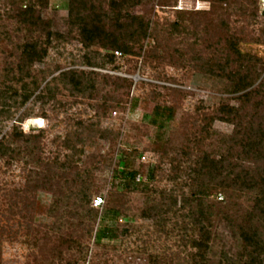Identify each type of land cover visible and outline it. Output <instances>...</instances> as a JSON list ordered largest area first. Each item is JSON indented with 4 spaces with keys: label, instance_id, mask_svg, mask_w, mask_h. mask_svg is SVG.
Listing matches in <instances>:
<instances>
[{
    "label": "rangeland",
    "instance_id": "374dc122",
    "mask_svg": "<svg viewBox=\"0 0 264 264\" xmlns=\"http://www.w3.org/2000/svg\"><path fill=\"white\" fill-rule=\"evenodd\" d=\"M30 1L36 14L49 22L50 29L69 35L70 41L53 40L47 55L35 59L20 75L15 66L16 56L19 45L30 34L15 19L7 18L9 4L0 1V86L4 82L21 92L24 83L31 90L23 105L12 108L11 118L0 115V137L9 135L16 126V131L32 139L30 144L23 137L8 141L15 153L0 156V264H151V255L161 256L163 264H192L195 248L190 239L196 238L197 232L186 216L192 207L183 208L182 198L190 194L193 184L186 175L177 180L179 187L170 179L171 164L166 159L160 161L155 151L160 144L156 135L162 137L163 143L167 142L164 145L170 146L168 156L173 157L178 156L177 149L185 144L191 132L200 136L198 128L206 127L208 134L201 132L205 136L202 151L218 158L226 152L233 124L217 117L206 126L201 117L211 115L222 103L239 105L244 91L232 92L226 79L209 76L188 62L183 66L169 60L150 64L144 61L143 53L124 56L114 52L113 63L105 62L103 67L87 65L84 55L89 50L77 40L76 29L70 31L65 1ZM162 1L150 0L130 12L149 14L160 24L187 12L201 27L209 25L210 41L217 36L232 35L238 49L252 56L249 63L256 65L259 76L250 89L257 88L264 76V0H167L164 5ZM31 37L45 44L44 32L33 31ZM184 37L187 36H177L171 48H181ZM200 38L189 35L185 41L193 43L195 49H203ZM144 45L149 47L152 40L146 39ZM90 49L101 51L98 46ZM71 69L96 74L93 96L89 97L88 92L76 95L63 84L60 74ZM6 75L22 79L8 81ZM117 77L130 81L129 89H113L110 82ZM47 85L54 90V98L50 97ZM263 93L264 90L252 97L247 112H251L254 101L262 99ZM78 122L84 126L94 124L93 131L85 130L83 143L78 145L80 152L67 159L65 156L71 151L60 142L75 131ZM103 131H107V138L101 137ZM127 155V168L138 170L142 176L149 177L154 168V177L146 178V186L127 190L114 178L119 169H127L119 162ZM66 160L70 166L60 168L58 162ZM87 172L91 175L88 186L96 215L84 216L82 225L72 232L80 220L77 214L83 211L76 207L80 203L81 182L75 185L71 181L75 178L79 181ZM77 173L81 175L79 178L75 177ZM147 189L156 190L147 196ZM160 190L176 199L174 207L166 213L162 231L157 230L155 220L141 217L151 198L153 202L159 201ZM95 196L103 197V205H93ZM114 201L122 204L121 214L107 223L114 236L97 238L95 233L103 226L101 214ZM253 202L252 193L227 189L205 201L211 215L208 226L211 239L206 255L214 264L226 263L224 255L235 258L240 251L241 239L228 223L248 224ZM183 223L186 230L181 229ZM251 223L259 228L264 239V220ZM70 232L81 242L80 251L61 243L62 236ZM58 250L62 251L61 258Z\"/></svg>",
    "mask_w": 264,
    "mask_h": 264
},
{
    "label": "trees",
    "instance_id": "16d2710c",
    "mask_svg": "<svg viewBox=\"0 0 264 264\" xmlns=\"http://www.w3.org/2000/svg\"><path fill=\"white\" fill-rule=\"evenodd\" d=\"M4 1L9 4V15L7 18L15 19L30 34V37L19 45V52L16 56L15 66L20 75L26 72L25 69L35 59L43 58L47 55L48 46L53 40L58 42L70 41L69 35L53 32L50 29L49 22H44L40 18L41 15L36 14L30 0ZM64 1L68 14L67 24L70 27V31L76 29L77 40L85 49L89 50L84 55L85 64L103 67L105 62L113 63L115 59L114 52H119L124 56H139L143 53L144 61L150 64L157 65L169 60L171 64L179 62L183 66L184 62H188L194 68L205 72L209 76L226 79L232 92L244 91L241 95L244 98L239 105L222 103L214 109L211 115L204 114L201 117V121H205L206 126H209L217 117L233 124L226 152L218 158L210 157V154L202 151L201 147H203L205 136L201 132L208 134V129L203 126L197 130L200 136L196 132L189 134V137L185 139V144L180 149H177L179 151L178 156H168L170 146L164 145L167 142L163 143L159 134L156 135V138L160 140V144L155 151L159 154L160 161L163 162L166 159L171 164L170 179L176 181L177 187L180 185L177 180L185 175L193 184L190 194L186 198H182L183 208L187 205L190 208L192 207L189 215L186 216L190 218L192 228H195L197 232V237L190 239L191 246L195 248L192 254L194 258L192 264H214L206 255L210 247L211 234L208 226L211 224V215L205 208V201L210 197H215L218 192L224 189L231 192L243 191L252 193L254 202L249 214L248 224H240L239 226V224L233 225L232 221H229L228 224L231 229L238 232V236L241 239V248L235 258H229L224 255L226 263L223 264H264V239L259 228L254 223H251L252 220H264V93L262 99L254 101L251 112L246 111L247 104L250 103L252 97L258 96L264 90V76L257 88L250 89L259 76L256 71V65L249 63L252 60V56L242 53L238 49L232 35L217 36L215 40L210 41L212 36L207 30L209 25L206 24V26L203 25L201 27L198 20L187 16V12H182L178 19L162 24L152 20L149 14H133L130 12L131 9L147 4L150 0ZM166 1L163 0L162 5ZM33 31L44 32L46 36L45 44L38 42L37 39H32L31 34ZM179 35H186L187 37L180 41L181 44L183 43L181 48L174 46V49H172L171 46H173L175 38ZM189 35H198L199 38L201 35L200 39H202L204 48L195 49L192 46L193 43H186L185 40ZM146 39L152 40V45L147 48L144 47ZM195 43L196 41H194ZM93 46H98L104 52L92 51L90 48ZM99 59L102 61H98ZM114 67L117 68L118 66L115 65ZM94 74L71 69L62 72L59 79L65 86L69 87L71 93L84 95L88 92L90 97L96 91V77H93ZM5 78L8 81L22 79L14 75H11V77L6 75ZM105 81H107V78ZM110 83H112L115 90L120 88L129 89L131 85L130 81L119 77L111 80ZM32 84H34L33 81ZM27 86V84L23 83L20 92L11 84L4 82L1 84L0 115L11 118L13 116L12 108L23 105L29 99L31 90ZM46 88L51 94L50 97L54 98V90L48 85ZM166 109L170 111L171 107H166ZM92 125L94 124L91 123L89 126H84L82 122H78L75 131L69 132L64 140L60 142L62 147L71 151L65 158L77 156L80 152L78 145L83 143L84 132L85 130L86 132H92ZM16 130L17 127L14 126L9 135L0 137V156L6 154H8L7 156H13V153H15L13 152L15 149L9 148L8 141H18L20 137H23L25 143H31V136H26L21 131ZM106 132L100 133L102 138H107ZM198 151L202 152V154ZM127 157L128 155L119 161L126 168V163L128 164ZM56 158L54 156V160ZM66 162L67 160L58 162L60 168L69 167V163ZM151 170L154 174V168ZM152 173L147 177L142 176L134 168L119 169L115 173L114 178L119 179L125 189L132 190L139 185L146 186V178L152 179L154 177ZM63 176L64 174L61 175V177ZM80 176L79 173H77V176L75 175L78 178ZM90 176V173L87 172L85 176L79 178V181L76 178L71 181L75 185H79L81 182V187L79 188L80 203L76 207L83 211L82 214H77L80 220L74 224L72 232L76 230L75 227L78 228L82 225L81 219L84 216L94 217L96 215V211L91 207L92 199L88 186ZM48 178L50 179V176ZM37 186L39 184L35 185V187ZM155 190H145L146 195L149 196V193L155 192ZM160 193L159 201L153 202L154 200L151 198V203L142 209L141 217L155 220L154 223L158 226L157 230L162 231L167 221L166 213L174 207L176 199L171 193L165 195L164 191L161 190ZM121 205L118 201H114L102 212L100 221L103 226L95 233L97 238L114 236V230L108 227L107 223L114 221L121 214ZM123 217L127 219V216L124 215ZM181 229L186 230V224L183 223ZM72 232L62 236L61 243L68 248L72 247L80 251L82 244L73 238ZM57 253L58 258H61L62 251L58 250ZM163 263L165 261L161 256L151 255V264ZM217 263L219 264L220 261ZM66 264L72 263L67 262Z\"/></svg>",
    "mask_w": 264,
    "mask_h": 264
},
{
    "label": "built area",
    "instance_id": "2783aa9c",
    "mask_svg": "<svg viewBox=\"0 0 264 264\" xmlns=\"http://www.w3.org/2000/svg\"><path fill=\"white\" fill-rule=\"evenodd\" d=\"M103 204V197L102 196H95L93 199V205L98 207Z\"/></svg>",
    "mask_w": 264,
    "mask_h": 264
},
{
    "label": "water",
    "instance_id": "95a60500",
    "mask_svg": "<svg viewBox=\"0 0 264 264\" xmlns=\"http://www.w3.org/2000/svg\"><path fill=\"white\" fill-rule=\"evenodd\" d=\"M34 120H35V119H34ZM34 120H33V121H34ZM34 122H36V121H34Z\"/></svg>",
    "mask_w": 264,
    "mask_h": 264
}]
</instances>
